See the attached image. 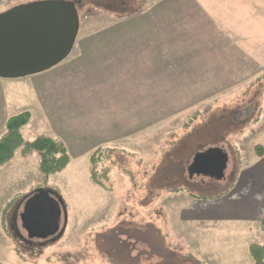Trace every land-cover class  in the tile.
Here are the masks:
<instances>
[{"label":"rangeland","instance_id":"obj_1","mask_svg":"<svg viewBox=\"0 0 264 264\" xmlns=\"http://www.w3.org/2000/svg\"><path fill=\"white\" fill-rule=\"evenodd\" d=\"M31 1L0 0V12ZM71 1L83 17L70 55L41 73L0 77V138L11 116L29 111L24 138H59L70 155L48 183L39 153L23 155L22 147L0 170V200L8 198L2 185H12L2 224L16 252L0 264H251L245 243L264 244L263 233L194 224L178 245L162 198L175 189L228 192L257 158L255 145H264L255 128L258 121L264 128V80L231 97V87L248 81H231L230 1ZM215 148L227 157L223 177L192 171L199 154ZM41 188L62 197V238H29L21 212L14 227L17 205Z\"/></svg>","mask_w":264,"mask_h":264},{"label":"crops","instance_id":"obj_2","mask_svg":"<svg viewBox=\"0 0 264 264\" xmlns=\"http://www.w3.org/2000/svg\"><path fill=\"white\" fill-rule=\"evenodd\" d=\"M229 1L231 3V7L228 8V10H231V14L229 15L231 17V31L228 32L231 34V81H248L244 83L242 88L231 87V97H244L246 92L251 90L253 84L264 80V0ZM217 4H219V0ZM217 9L218 12H222L219 7ZM212 53L211 51L208 54L211 55ZM211 63L213 64V62ZM241 104L246 105L247 102L242 101ZM0 108L3 109L2 106ZM255 128L256 130H260L261 134L264 132L262 122L260 123L258 121L255 124ZM256 157L253 163H249L242 168L241 177L238 178L228 192L222 195L216 197H201L186 193L185 191L174 193L169 191L167 192L169 194L162 197L164 200L163 203L167 204L170 212L171 226L169 230L174 235L172 239L175 240L174 242L176 244L179 245L184 239L187 240L184 233L188 231L189 226H193L194 224L206 225L209 228L205 229L210 231H218L220 228V231L223 233H230L231 229L235 230L233 225H239V227L249 229L251 233L253 230L258 235L264 234L261 229V221L264 215V155L260 157L256 155ZM13 161L0 168V170L11 166ZM11 186L10 182L8 185L5 184L1 187V190L3 188L8 193L7 199L12 197L10 194L12 193ZM7 199L0 200V257L5 256L4 258L6 259L8 256L12 259L16 252L12 247L13 242L4 233L6 230L4 231L2 224L4 220V208L5 206L7 207ZM165 201L167 202L165 203ZM24 204L25 202H20L14 211L13 223L15 228L18 227V215L23 211ZM173 220H176L174 225L177 227L175 229L172 228ZM215 226L217 230L212 228ZM199 229L200 227L196 231ZM194 230L192 229V234H195L193 232ZM224 235L227 238H231L229 234ZM200 238L202 239L204 237L202 236ZM203 243L206 244L205 242ZM232 243L234 244V242ZM254 243L258 242L249 240L245 243V251L247 250L248 252L247 255L251 264L253 263V258L250 253V246ZM202 251L204 255L205 250L200 247L197 256L205 262V258L201 254ZM10 252H13V254ZM214 252L213 250V253L208 255L211 259H207L209 263L212 261ZM218 252L222 254V250ZM221 256L223 257L224 254ZM223 260L225 262V259ZM7 261L6 264H16L15 260Z\"/></svg>","mask_w":264,"mask_h":264},{"label":"water","instance_id":"obj_3","mask_svg":"<svg viewBox=\"0 0 264 264\" xmlns=\"http://www.w3.org/2000/svg\"><path fill=\"white\" fill-rule=\"evenodd\" d=\"M80 27L77 4L71 0H36L0 12V77L22 78L60 64L72 52ZM218 161L223 166L219 176L211 173ZM226 164V154L215 148L199 154L192 171L221 178ZM63 206L62 197L46 188L28 197L20 214L28 237L62 236L67 227L65 213L61 225Z\"/></svg>","mask_w":264,"mask_h":264},{"label":"trees","instance_id":"obj_4","mask_svg":"<svg viewBox=\"0 0 264 264\" xmlns=\"http://www.w3.org/2000/svg\"><path fill=\"white\" fill-rule=\"evenodd\" d=\"M76 4L80 15V20L82 21L83 15L78 8L81 5L77 1ZM105 7L111 9L114 8L115 5L108 4ZM123 7L124 6L120 8ZM30 120L31 113L29 111H24L13 115L7 120L6 132L0 138V168L8 164L15 157L18 149L22 147L23 155H28L33 152L39 153L40 160L38 169L43 174L44 183H48L49 178L52 175L61 172L69 164V151L66 144L59 138H53L41 134L32 140H26L23 135V129L27 126ZM254 148L257 156L260 157L264 155V145L256 144ZM91 178L98 185L102 187L104 186L103 182L98 177L95 167L92 168ZM180 191H182V189L173 190V192ZM261 229L264 232V215L261 221ZM63 235L60 238H62ZM250 253L253 258V264H264V244H252L250 246Z\"/></svg>","mask_w":264,"mask_h":264},{"label":"flooded vegetation","instance_id":"obj_5","mask_svg":"<svg viewBox=\"0 0 264 264\" xmlns=\"http://www.w3.org/2000/svg\"><path fill=\"white\" fill-rule=\"evenodd\" d=\"M220 162H221V159H220ZM220 162L218 161L212 164L211 173L216 174L218 176L222 173L221 168H223V166H221Z\"/></svg>","mask_w":264,"mask_h":264}]
</instances>
